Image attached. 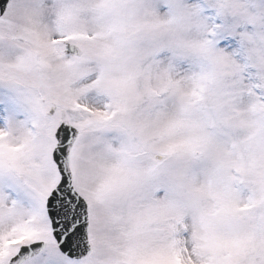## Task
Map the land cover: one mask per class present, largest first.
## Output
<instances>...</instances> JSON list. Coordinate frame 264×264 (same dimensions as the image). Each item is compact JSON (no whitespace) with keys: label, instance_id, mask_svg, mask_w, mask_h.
<instances>
[{"label":"snow or ice","instance_id":"obj_1","mask_svg":"<svg viewBox=\"0 0 264 264\" xmlns=\"http://www.w3.org/2000/svg\"><path fill=\"white\" fill-rule=\"evenodd\" d=\"M0 264H264V0H0Z\"/></svg>","mask_w":264,"mask_h":264}]
</instances>
